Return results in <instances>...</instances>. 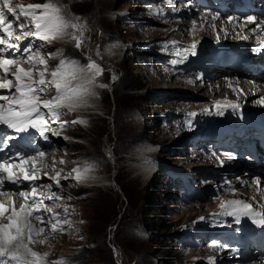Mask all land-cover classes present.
<instances>
[{"label":"rangeland","instance_id":"1","mask_svg":"<svg viewBox=\"0 0 264 264\" xmlns=\"http://www.w3.org/2000/svg\"><path fill=\"white\" fill-rule=\"evenodd\" d=\"M54 2L61 7V15L66 20L86 25V51L103 67L104 76L100 81H105L108 87L98 88V97L91 98V105L81 112L85 123L62 130L63 139L58 136V139L54 140L48 159L62 158L66 168L56 171L65 176L71 173L74 167L82 168L85 161H95L98 168L91 173L101 182L98 180L96 185L89 187L77 184L75 188L68 186L72 181L62 183L66 185L62 194L72 197V200H61L54 210L59 211L64 207L74 209L71 217L72 230L65 234L48 232L49 234L36 238L37 241L44 239L47 243L37 242L30 247L42 253L41 255L48 253L49 262H69L70 259L63 255L69 256L78 250H82L80 252L86 264H170L173 256L185 258L187 255L177 251L170 234L186 220L203 216L216 208L217 202L212 201L210 197H205L202 201L185 198L176 202L179 192L166 186L165 177L157 175L152 179L144 178L135 166L140 169L144 163L149 162L148 158L142 157V151L139 150L148 143L165 147L159 152L162 159H171L174 164L181 166L188 163H181V157L176 154L173 158L169 152L175 142L183 143L182 130L178 126L181 124L180 118H170V121L163 123L158 113L164 109L170 112L189 111V104L182 99L156 104L147 100L150 89L181 93L183 90L176 88H182L183 85L176 79L168 78L162 70H158L156 74L146 63L131 60L127 54L133 51L140 56L142 49L147 47L145 44L148 43V38L169 37L171 34L166 31L168 23L156 22L151 18V13L145 10L144 5L135 3V0ZM115 15H127L131 20L118 23L114 20L117 18ZM76 17L80 19L77 21ZM137 20H144L141 26L156 27V30L161 32L144 31L141 26H137ZM179 24L186 27L182 23ZM171 26L173 25L169 27ZM112 34H115L113 37H117V40H123L125 46L119 47L120 50L130 47L131 51L125 52L124 55V52L116 47L114 54L108 55L107 48L111 49L109 46L115 43ZM199 34L198 30L187 31L184 37L193 39L198 38ZM53 44L55 50L60 49L64 53L71 51L75 54V59L81 58L82 63L87 62L86 56L73 47L69 36L55 40ZM65 47L67 50H64ZM97 48H103V56L100 58L95 56ZM53 51L44 47L41 54ZM56 56L58 55L52 57ZM52 57L50 65H53ZM113 76L116 77L115 80L112 79ZM157 76L160 77L158 80ZM224 89H229V86L213 94L212 98L215 99L220 93L221 98L227 97L229 93L223 92ZM186 92L189 91L185 90L184 93ZM207 92L201 100L210 96ZM70 116L69 114L64 117ZM153 145L151 147H154ZM154 155L156 153H152V156ZM57 165L62 167L60 163ZM209 250L205 245L203 249L196 250L195 255L209 254Z\"/></svg>","mask_w":264,"mask_h":264},{"label":"snow or ice","instance_id":"2","mask_svg":"<svg viewBox=\"0 0 264 264\" xmlns=\"http://www.w3.org/2000/svg\"><path fill=\"white\" fill-rule=\"evenodd\" d=\"M166 2L170 7H176L174 0H166ZM12 5L13 0H0V30L6 34L8 40L14 41L7 43V49L12 50V56L15 57L22 53L23 63L30 67H17L11 74V78L9 77L10 66L18 64L19 61L3 56L6 51L3 47L6 45V37L0 36V70L5 73L4 77L0 78V90H7L9 93L0 94V102H8L7 105L0 103V129H11L16 134H28L30 129L35 130L45 141L51 143L52 141L46 133L51 132L53 137L57 135L53 124L61 130H67L69 124L85 123L81 119L59 122L62 116L68 114L67 111L63 110L65 105L68 108L82 107L86 105L85 102L89 96L98 97L95 87L100 89L108 87L107 84L99 81L104 69L97 62V59H93L86 51V37L84 35L87 31L86 25L66 20L61 15V7L54 0H48L44 4L28 5L26 8L19 7L18 10ZM37 9H43V11L37 15ZM6 13L11 14L13 20H8ZM218 15L213 14L212 19H217ZM79 19L76 17L77 21ZM227 20L229 23L242 21L252 25L250 31L261 34L257 37L260 43L253 47L252 51L255 53L264 52V47H262L264 45V18L258 19L256 15H247L243 17L230 16ZM14 22L17 23L20 30L19 35L15 36H13ZM192 24L195 26L196 21L193 20ZM209 26L215 27L214 25ZM187 31H193V29H187ZM236 35L239 36L240 33L237 32ZM21 36L31 38L28 45L23 49L18 43ZM65 36H69L73 42V47L86 56V63L63 56L60 49L44 55L41 54L44 47L50 46L53 41L63 39ZM219 38L217 35L218 40ZM243 39L247 40L248 37L244 36ZM35 41H39L40 44L34 47ZM169 45H171L170 49ZM115 46L112 45V47ZM164 47L165 50H171L179 57V59H172L169 62L173 67L186 61L189 54L197 55L195 43L188 48L172 40L166 41ZM53 55H61V59L55 65H50V59ZM95 56L101 57L99 48H97ZM49 66L55 69L51 73L33 71L37 67L47 69ZM165 71H168L167 67ZM37 76L38 79H34ZM112 79L115 80L116 77L113 76ZM197 79L203 81V74H200ZM233 92H236L235 88H233ZM45 96L47 98H44ZM254 102L264 104V97H260ZM215 107L220 109V103H216ZM231 107L235 111L239 109L240 105L232 104ZM42 109L46 111H42ZM205 112L208 110L205 109ZM197 115L196 112L187 114L186 122L189 128L193 127V120ZM18 138L17 135L0 132V153L6 151L10 153L11 146L6 150L5 145L8 144V141ZM45 155L46 152L40 150L33 154L17 152L11 155H0V196H19L23 199V203L19 207L16 206L15 201L11 202L10 207L0 201V264H70V262L63 260L49 262L47 260L48 253L41 255L30 247L37 242L40 244L47 243L44 239L36 240V237L42 236L46 230L53 234L70 233L72 230L71 217L74 214V209L70 210L69 207H64L59 211L54 210L61 200H72V197H65L62 194V190L66 186L61 183L62 173L56 172L55 177H48L47 182H40V169L35 165L37 160L44 158ZM211 155L215 156L223 166L224 161L216 152H211ZM223 155L234 158L231 153H224ZM17 160L19 163H16ZM60 163L64 162L60 161ZM29 164L32 165L31 168L28 167ZM97 168L98 164L95 161H85L82 168H72L75 176L73 182L68 186L75 188L82 179H86L87 175L96 171ZM64 179L67 181L68 176H65ZM252 182L257 185L258 194L264 196V187H261L264 184V178L254 177ZM240 184L241 187H251L243 180L240 181ZM54 186L55 191L52 190ZM42 189L49 191L44 192L41 191ZM223 191L235 195L239 189L225 182ZM45 196H47L48 202L43 199ZM253 203L264 207V200L253 198ZM253 203L243 199H231L226 205L222 204L223 211L214 215L229 218V222L226 224L225 220H220L218 226L232 227L233 224L239 226L242 219L246 218L255 226L264 229V212L256 211ZM200 219L205 220L206 218L200 217ZM236 230L239 231V228L237 227ZM208 247L212 248L214 252L227 249L237 256L240 254L238 248H233L217 240L210 241ZM208 264H215L213 257L208 258ZM260 264H264V259H261Z\"/></svg>","mask_w":264,"mask_h":264},{"label":"bare ground","instance_id":"3","mask_svg":"<svg viewBox=\"0 0 264 264\" xmlns=\"http://www.w3.org/2000/svg\"><path fill=\"white\" fill-rule=\"evenodd\" d=\"M201 16L202 17H205L206 16V13H201ZM237 24L238 25H243V24H245V23H243L242 21H238L237 22ZM205 28H207V26H205ZM199 37H198V39L200 40V38L201 37H203L204 36V38H206V36L208 35V31H202V30H199ZM57 40H60V39H57ZM143 47V46H142ZM125 48V47H124ZM121 50H123V48L121 49ZM130 50V47H126V51H129ZM153 51V50H152ZM106 52L107 53H109L108 55H113L114 54V52L113 53H111L112 51H111V49H108L107 48V50H106ZM93 58V57H92ZM93 59H95V58H93ZM78 60V59H77ZM98 61V60H97ZM52 64H53V61H52ZM53 65H55V64H53ZM38 70H40V71H46L47 73H51L52 71H54L55 69H54V67H51V68H47V69H44V68H41V69H38ZM101 77H103V73H102V75L99 77V81L101 80ZM11 78V77H10ZM215 82H219V85H217V86H213V87H210L209 85H206V84H204L203 85V87H201L200 88V92H202V94L200 95V96H197L198 98H200V99H203L202 97L204 96V95H206V92L207 91H209V93L211 92L212 93V95L213 94H215V93H219L220 91H221V89L222 88H224V87H226V85H225V83H226V81H224V80H220V79H216V80H214ZM234 81L235 82H238V80H237V78H234ZM173 82V81H172ZM175 82V81H174ZM227 86H229V88L230 87H233V85H227ZM211 88V89H210ZM95 91H99L98 90V87H95ZM227 93H229L228 95H227V98H229L230 96H232V95H235L234 94V92H233V90L231 89V91L229 92H227ZM262 93H264V91H262V90H255V92L252 94V93H249L248 94V96H242L241 98H242V100L244 101V104L247 106V107H252V106H256L257 105V103H255L254 101L255 100H257V97L260 95V94H262ZM220 95H221V93L216 97L215 96V99H219V98H221L220 97ZM211 96V95H210ZM238 96H239V94H238ZM91 97H93V96H91ZM223 97V96H222ZM91 102L92 101H89V100H86V105H84V107L85 108H88L90 105H91ZM94 103V102H93ZM233 104H235L234 102H233ZM228 106H231V103L228 101V99L227 100H224V102H223V107L224 108H226V107H228ZM92 107H90V109H91ZM259 109H264V107H258ZM78 114H81L82 115V113L80 112V113H78ZM174 118H176V116H174ZM51 123V122H50ZM54 128V127H53ZM187 133V132H186ZM30 136H31V134H30ZM55 139H58V137H56ZM54 139V140H55ZM151 152H153V151H151ZM150 152H148V153H146V154H149ZM151 155H152V153H151ZM147 162V161H146ZM142 168H140L139 169V174H143L142 175V177H148V174H149V172H151L152 170H153V162H148L147 164H143L142 166H141ZM68 175V180L67 181H63V183H70V181H73V178H74V176H75V173H73V172H71V173H68L67 174ZM66 175V176H67ZM145 175V176H144ZM64 177H65V175H63ZM150 179V178H149ZM99 179H97V177H95V175H93L92 173L91 174H88L87 175V178L86 179H82L79 183H81V184H84V185H87V184H90V185H88V186H92V185H96V183H97V181H98ZM45 181V180H44ZM100 181V180H99ZM101 182V181H100ZM14 197V199H16L17 201L21 198V197H19V196H13ZM8 215H10V214H8ZM32 249H33V247H32Z\"/></svg>","mask_w":264,"mask_h":264},{"label":"trees","instance_id":"4","mask_svg":"<svg viewBox=\"0 0 264 264\" xmlns=\"http://www.w3.org/2000/svg\"><path fill=\"white\" fill-rule=\"evenodd\" d=\"M35 1H39V0H35ZM113 36H115V34H112V37ZM48 48L50 49V50H53L54 49V46H52V45H50V46H48ZM74 53L73 52H70L69 53V56L71 57V58H74ZM81 60V59H80ZM58 62V60L57 59H53V64H56ZM82 62V61H81ZM108 100V99H107ZM72 259H75V260H77V261H79V262H83V261H85V258L81 255V252H73V255H72Z\"/></svg>","mask_w":264,"mask_h":264},{"label":"clouds","instance_id":"5","mask_svg":"<svg viewBox=\"0 0 264 264\" xmlns=\"http://www.w3.org/2000/svg\"><path fill=\"white\" fill-rule=\"evenodd\" d=\"M41 1H43V0H39V2H41ZM30 2V1H29ZM51 45H54L53 43L51 44ZM47 47V49L48 50H50L49 48H48V46H46ZM54 49H55V47H54ZM70 126H74V125H70ZM70 126H68V128L70 127ZM68 130V129H67ZM57 133V135L54 137V139L56 138V137H58V136H60V137H62V134H63V132H62V130L61 131H58V132H56ZM81 187H89L88 185H85V186H81ZM85 189V188H84ZM80 251H82V250H78V252H80ZM71 256L73 255V253L72 254H70ZM75 262H78V264L80 263V264H86L85 263V261H83V262H79V261H77V260H75V259H73Z\"/></svg>","mask_w":264,"mask_h":264}]
</instances>
